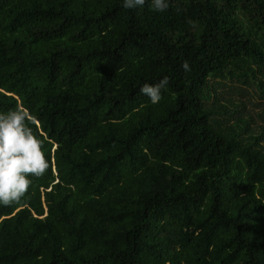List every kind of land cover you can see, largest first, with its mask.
<instances>
[{
  "label": "trees",
  "instance_id": "trees-1",
  "mask_svg": "<svg viewBox=\"0 0 264 264\" xmlns=\"http://www.w3.org/2000/svg\"><path fill=\"white\" fill-rule=\"evenodd\" d=\"M121 3L0 0V111L50 165L0 205V264H264V0ZM228 76L261 102L212 101Z\"/></svg>",
  "mask_w": 264,
  "mask_h": 264
},
{
  "label": "clouds",
  "instance_id": "clouds-1",
  "mask_svg": "<svg viewBox=\"0 0 264 264\" xmlns=\"http://www.w3.org/2000/svg\"><path fill=\"white\" fill-rule=\"evenodd\" d=\"M146 0H122V8L135 9L143 6ZM156 12H164L169 7V0H150ZM191 23V22H190ZM182 67L188 71L187 62ZM169 84V77L164 75L156 83L143 84L139 92L146 96L151 104L162 99V90ZM28 109L16 106L7 111H0V205L8 206L19 203L28 192L32 180L39 178L49 168L45 158L41 138L35 134L29 124Z\"/></svg>",
  "mask_w": 264,
  "mask_h": 264
},
{
  "label": "rangeland",
  "instance_id": "rangeland-1",
  "mask_svg": "<svg viewBox=\"0 0 264 264\" xmlns=\"http://www.w3.org/2000/svg\"><path fill=\"white\" fill-rule=\"evenodd\" d=\"M253 84V82H248V84L245 85L239 81L237 77L235 78V76H228L225 79H215V83H212V101H214V99H221L224 101V103H226L227 101L237 100L242 96L243 101H249L252 104H258L261 101L258 99V92L256 91V88L253 86ZM222 101L220 102L222 103ZM246 106L249 108L250 112H253L249 104ZM254 110L260 111L261 109L254 108Z\"/></svg>",
  "mask_w": 264,
  "mask_h": 264
}]
</instances>
